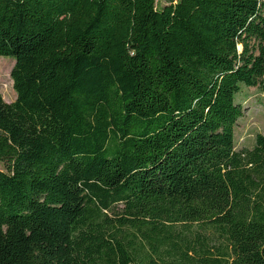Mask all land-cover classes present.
Masks as SVG:
<instances>
[{
  "label": "trees",
  "instance_id": "16d2710c",
  "mask_svg": "<svg viewBox=\"0 0 264 264\" xmlns=\"http://www.w3.org/2000/svg\"><path fill=\"white\" fill-rule=\"evenodd\" d=\"M0 264H264V0H0Z\"/></svg>",
  "mask_w": 264,
  "mask_h": 264
},
{
  "label": "rangeland",
  "instance_id": "374dc122",
  "mask_svg": "<svg viewBox=\"0 0 264 264\" xmlns=\"http://www.w3.org/2000/svg\"><path fill=\"white\" fill-rule=\"evenodd\" d=\"M160 9L170 0H156ZM177 1V0H174ZM15 59L9 56H0V92L7 102L16 99L11 71ZM237 101L244 108V115L236 126V146L240 148H253L258 134L264 135V95L259 87H247L244 85ZM0 168L3 164L0 163Z\"/></svg>",
  "mask_w": 264,
  "mask_h": 264
}]
</instances>
